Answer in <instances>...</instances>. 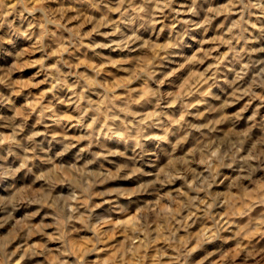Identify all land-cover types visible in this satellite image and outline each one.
<instances>
[{"label":"clouds","instance_id":"1","mask_svg":"<svg viewBox=\"0 0 264 264\" xmlns=\"http://www.w3.org/2000/svg\"><path fill=\"white\" fill-rule=\"evenodd\" d=\"M0 264H264V0H0Z\"/></svg>","mask_w":264,"mask_h":264}]
</instances>
